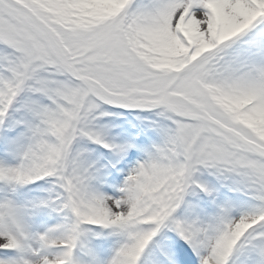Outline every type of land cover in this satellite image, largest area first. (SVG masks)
<instances>
[{
    "label": "snow or ice",
    "instance_id": "1",
    "mask_svg": "<svg viewBox=\"0 0 264 264\" xmlns=\"http://www.w3.org/2000/svg\"><path fill=\"white\" fill-rule=\"evenodd\" d=\"M0 264H264V0H0Z\"/></svg>",
    "mask_w": 264,
    "mask_h": 264
}]
</instances>
